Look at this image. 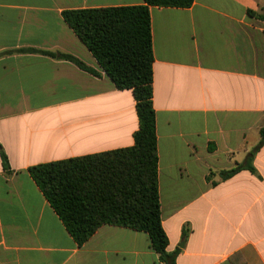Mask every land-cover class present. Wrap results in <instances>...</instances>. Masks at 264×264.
I'll return each mask as SVG.
<instances>
[{
    "label": "crops",
    "instance_id": "1",
    "mask_svg": "<svg viewBox=\"0 0 264 264\" xmlns=\"http://www.w3.org/2000/svg\"><path fill=\"white\" fill-rule=\"evenodd\" d=\"M144 0H0V264H163L149 235L105 224L79 246L28 172L134 144L118 89L63 10ZM158 185L176 264H264V0L150 6ZM49 51L58 54H45ZM59 53L96 69L94 75Z\"/></svg>",
    "mask_w": 264,
    "mask_h": 264
},
{
    "label": "trees",
    "instance_id": "2",
    "mask_svg": "<svg viewBox=\"0 0 264 264\" xmlns=\"http://www.w3.org/2000/svg\"><path fill=\"white\" fill-rule=\"evenodd\" d=\"M195 0H144L143 4L63 10V18L92 52L118 89H131L139 128L134 144L100 153L32 165L28 172L76 243L81 246L105 224L146 232L163 264H176L161 219L156 112L153 106V43L150 6L188 8ZM45 54H58L42 51ZM82 69L100 73L71 54L59 53ZM220 172L227 179L242 169L254 172L255 153ZM3 167L10 171L0 143Z\"/></svg>",
    "mask_w": 264,
    "mask_h": 264
}]
</instances>
